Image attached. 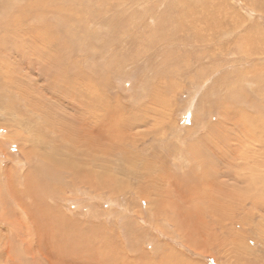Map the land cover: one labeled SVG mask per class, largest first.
<instances>
[{"label":"rangeland","instance_id":"rangeland-1","mask_svg":"<svg viewBox=\"0 0 264 264\" xmlns=\"http://www.w3.org/2000/svg\"><path fill=\"white\" fill-rule=\"evenodd\" d=\"M14 1L17 0H0V32H4L2 29L5 28L6 22L13 21L11 19L14 17V11L19 8L20 3ZM216 1L223 7L222 9L219 6L224 36L220 41L217 40L221 48V44L224 43L223 49H219L218 45L213 48L216 43L209 42L206 57L199 62L196 60L198 58L196 55L200 56L199 50L194 51L191 46L177 45L174 39L155 36L157 41L155 45L154 42L151 44L150 41L143 40L154 33L158 22H156L157 13L163 21L168 19L163 13H166L165 15L169 13L166 9L170 7V0L164 2L163 0H119L117 4L125 5H115L110 9L111 11L108 10L110 13L102 15L103 17L97 16L94 6L96 0H82L80 5L86 6L87 11L79 10L81 12L79 20L72 18V23L68 24L63 23L59 11L50 10L51 12H45L37 18L39 21L37 25L36 23L32 25V27H54L56 29L54 33L62 37L61 43L56 41V44L46 48L49 58L45 57L42 60L40 54L37 57L33 55L23 57L16 51H10L4 56L0 55V125L3 127L0 130V175H2L0 176V213L3 212L0 216L2 218L0 235L5 233L0 236V241H9V244L0 248V264H88L89 262L96 264L90 261L91 259H85L86 256H81L84 257L81 261L79 258L68 257L67 262L64 260L60 262L58 258L62 256L57 252L45 254L47 256L38 252L36 249L40 246L41 236H44L41 232L44 234L51 232L48 225L50 215L46 213L45 218L42 219L48 225V229L39 230L31 225L34 221L33 217L32 219L28 217L5 189L7 182H10L15 190L17 181H23L22 178L29 167L27 156H24L26 154L23 151L28 144L31 145L33 142L39 144L38 139L35 140L33 135L41 133L45 139L49 137L46 139L47 147H39L45 154H52L51 148L56 142L61 145L65 143L64 138H56L54 133L50 136L46 135L50 133L45 132L46 129L43 130L47 126L46 122L41 123L43 118L30 109V104L26 103L25 98L18 92V88L26 87L34 97L40 95L46 98L41 95L48 94L45 87L50 79L44 75V69L51 61V56L56 54V48L60 44L63 55L61 65L69 73L67 75L70 84L67 86L74 92L72 95L68 94L69 100L73 97L71 101L73 105L79 106L80 111L85 113L83 111L89 110L86 102L98 100L100 103L112 105L120 102L129 107L125 117L129 116L128 121L138 119L135 113L137 110L141 111L140 114L145 121L142 125L128 128L126 132H120V136L113 138L114 143L121 141L123 137L125 140L131 139L128 142L135 141L136 147L125 143L128 153L125 156L123 151L121 153L119 151V153L115 152L117 154L114 153L112 158H108L113 164L114 173H117L121 180H128L124 190L113 196L106 191H93L87 186L75 190L62 185V190H58L57 196L48 201L54 202L52 203L54 205L58 204L67 213L72 212L73 217L79 218V214L93 216L96 221L99 220V223L108 225V228L113 230L110 231L116 239L115 242L118 246L120 244L125 246L124 249L128 253L119 264H264V195L261 194V192L264 194V191H259L260 197L254 194L252 196L244 190L247 189L246 185L240 183L241 180L237 182L235 178L237 173L240 176V174H248L246 171L253 170L255 182L262 183L264 187V179H262L264 167H242L244 160L236 155V148L240 144L233 137L236 136L235 119H240L238 113L243 109L249 113L254 111V105L250 107V99L259 105L260 109H264V0H259L263 6L260 9L254 8L250 1L212 0L214 3ZM186 2L202 3L201 0H186ZM204 2L211 3V0ZM125 6L129 10L123 12ZM150 8L154 13L150 14L151 17L145 16L143 21L147 25L145 29L137 26L135 28L130 19L134 17L137 22L142 13ZM30 17L27 18V23L34 20V16ZM108 18L109 22H107ZM187 19L186 23L189 21ZM40 23L42 24L39 25ZM114 23L119 25L115 26L117 24ZM107 25L111 26V29H107ZM162 25L168 26L166 22ZM122 29L125 33L130 30H138V33L125 36ZM23 32L26 31H22L21 28L19 34L13 35L14 41L25 44L20 38H25L27 42L29 37L22 34ZM184 49L193 52L187 54L183 52ZM244 49L246 50L243 51ZM121 54L124 56L123 63H118ZM204 70L208 74H204ZM199 73L203 77H197ZM51 93L46 95L47 101H43L42 98L40 101L51 103L75 117L77 112L67 103L63 105L59 101L62 96L56 97ZM245 96H248L247 99H243ZM238 100L239 104H236L235 101ZM9 101L16 102L14 111L17 113L13 115L15 119L13 116L8 117L4 109ZM223 104H228V110L227 107L221 108ZM47 107L49 106L45 105V108ZM98 115L99 120L105 116L102 113ZM21 116H24V119ZM14 120L21 121L23 125L26 121L33 122L32 130L40 132L31 134L32 140L26 136L27 131L23 128L18 127L19 130L16 128L19 132L17 134L13 129L17 126ZM38 122L41 127L38 126ZM97 122L95 118H87L79 112V124L82 125V129L79 125V141L91 139L98 134L97 130L93 131V127L97 129L99 125ZM9 123L11 126L8 125ZM86 123L90 124L87 130L84 129ZM21 133L24 134L20 136ZM8 134L13 136L12 140L7 138ZM21 137L29 138L28 142L25 138L21 140ZM106 139L102 140L104 147H108L111 143L108 140L110 138L106 137ZM41 141L45 142L44 139ZM194 148H202V152L209 153L208 156L214 161V165L210 166L211 168L201 167L190 153L189 149ZM134 149L139 151L140 159L135 157L137 151ZM202 172H206L208 176L191 181V178L197 174L203 176ZM243 180L247 183L250 177ZM118 181L116 184L119 186ZM140 189L143 190L142 193L151 196L155 207H152L151 202L145 197L144 200L139 201ZM221 189L230 194L231 200L235 197V202L217 203L216 199L218 194H221ZM225 191H223L224 195H226ZM253 198L256 199L254 205ZM72 200L78 203L74 204ZM126 205L130 210L123 211L126 210L124 208ZM211 206L215 209L219 208L220 212L214 214ZM8 236L10 237L7 238ZM5 246L11 247V250H7ZM118 246L117 251H120ZM42 252L49 253V249Z\"/></svg>","mask_w":264,"mask_h":264},{"label":"bare ground","instance_id":"bare-ground-1","mask_svg":"<svg viewBox=\"0 0 264 264\" xmlns=\"http://www.w3.org/2000/svg\"><path fill=\"white\" fill-rule=\"evenodd\" d=\"M80 1H82V0H22L23 3L20 0L14 1V2H19L20 5H19L18 10L14 11V14H13L14 17L12 16L13 19H11V21L12 20L13 21L11 23L6 22L5 28L2 29L4 32H0V55L4 56V55H7L10 51H12V52L16 51L17 54L19 53V55L23 56V57L26 55H33L34 57H37L38 54H40L41 55L40 58L42 57V60L45 57L49 58L48 57L49 53H48V50L46 48H48V46L51 47L52 45L56 44V41H60V43H61L62 37H60L59 34L54 33V31H56V29L54 27H51V26H49L50 28L49 27L45 28V26L32 27L33 23H36V25H37L39 23L37 18L41 17L45 12H51L50 10L59 11L58 14L62 16L61 19L63 20L64 24L72 23V18L79 20V13H81L80 11L83 12V11H87V9H88V8H86V6H81ZM96 1L97 2L94 6H95V10H97V12H96L97 16L108 15V13H110V11H111L110 9L113 8L115 5H122L120 3L117 4V2L119 0H96ZM201 1H202V3L199 2L198 4H195V2H194L193 4H190V3L186 2V0H170V2H169L170 7H167V9H166V12L168 11L169 13H167V15H165L166 13H163V15L168 17V19H166V21H163L160 18V14L157 15L158 14L157 13L156 14V22L157 21L158 22L156 24V28L154 29V33L150 36H147L143 40L144 41L147 40L148 42L150 41L151 44L154 42V45H155V44H157L155 36H166L165 37L166 39L167 38H169L170 40L174 39L175 41L174 40L173 41L177 45L178 44L184 45L185 47L191 46L190 48H192L194 51L199 50L200 56L196 55V57L198 56V58L196 59L197 62H199V60L205 58L206 57L205 54H207V52H208L207 48L209 47V45H208L209 42L210 43H216L213 48L217 47V45L220 46L218 44L217 40L220 41L221 37L224 36L223 35L224 30L221 28L223 25V22L221 21V19H222V16L220 13L221 9L219 8V6H221V4L217 1H216V3H214V2H212V0H211V3H207V4L204 2V0H201ZM244 1H247V2L250 1V4L253 5L254 8L258 7L260 9L263 7L262 2L260 3L259 0H244ZM120 2H122V1H120ZM163 2H164V0H163ZM77 4L79 6H77ZM211 4H213L212 7H211ZM216 4H218V5L216 6ZM123 5H125V4H123ZM212 9H213V12L211 13ZM222 9H223V7H222ZM108 10H110V11H108ZM127 10H129V9H128V7L125 6V8H123V12H125ZM159 11L160 10H158V12ZM105 12H107V13L105 14ZM152 12L154 13L152 8L147 9L144 13H142L141 17L138 18L137 22H135L134 17H132L130 19V21L132 24H134L133 25L134 27L137 26V27H141L142 29H145V27L147 25L143 23L144 18H145V16L151 17L152 15H150V14H153ZM208 12H210L211 14H209ZM31 15L34 16V20L30 23H27V18H31L30 17ZM187 18L189 19V21H187V23H186L185 20ZM161 20H162L163 24L166 22V24H168V26L163 27ZM107 22H109V18H108ZM153 22H154V20H153ZM159 23H160V25H159ZM41 24L42 23H40L39 25H41ZM114 24H117L115 26L119 25V23H114ZM21 28H22V31L23 30L26 31V32H23L22 34H26L29 37L27 39V42H26L25 38H20L21 41L25 44H19L16 41H14L15 36L13 37V35L19 34ZM108 28L111 29V26L107 25V29ZM122 31L125 33V30L122 29ZM137 31L138 30H136V31L130 30L129 32L127 31L128 33H125V36L131 35L134 32L138 33ZM38 32L42 33L44 35L39 34ZM125 36H123V39H125L124 38ZM124 41L127 42L126 40H124ZM223 44H221L222 48L220 46L219 49L220 48L223 49ZM186 45H188V46H186ZM244 46L246 48V45H244ZM225 50H226V47H225ZM228 50H227V52H228ZM245 50L246 49H244L243 51H245ZM61 51H62V47L60 44V46H58V48H56V54L51 56V58H50L51 61L48 63V65L44 69V71H45L44 75H46L50 79V82L48 83V85H46L45 88H47L48 91L47 90L46 91L48 94L50 92H52L51 95H53V96H54V94L56 97H57V95L62 96L59 99V101L61 102V104L63 103V105H65L67 103L69 107H71L73 110H75L77 112L74 115L75 117L70 116L69 114H67L68 112L66 113L62 109H61L62 110L61 111L59 107H56L55 105H53L51 103L43 102L47 98L46 95H48V94L41 95V96L46 97V98H42V97H40V95H39V97L38 96L34 97L33 94H31L29 92L30 89L27 90L26 87L20 88V89L18 88V92H19V95L21 94L22 97L25 98V100L27 101L26 103L30 104L29 106H31V108L30 107L29 108L33 109V111H35L37 114L40 115L41 118H43V121H41V123L46 122L47 128L44 127L43 130L46 129L45 132H50L49 134H46V135L50 136L51 133H54V134H56V138H60V139L64 138L65 143L61 145L60 143L56 142L55 144L52 145V148H51L52 154H49V153L45 154L41 150V148H39V147L40 146H42V147L44 146V148L47 147L46 146V139H48L49 137L48 138L46 137V139H45V137L41 133L40 134L38 133L35 136L33 135L35 140L38 139L39 144H36L35 142L32 141L33 144H31V145L28 144V146L26 145L27 147L25 150L20 147L21 149L24 150L23 152L26 154L24 156L25 157L27 156V161H28V165H29L25 174L23 173L24 174V177L22 178L23 181L22 182L19 180L17 181V186H15V190H14V187L9 184L10 182L9 183L7 182L8 186L6 184L5 189L9 191V193L12 196V199L14 198L15 201L18 202L19 206L24 211V213H26V215L30 218L33 217L34 221H32L31 225H33L34 227H37L39 230L48 229V225L51 228V232H49L48 234H44L43 232H41V234L44 236H41L40 246L38 245L39 247H37V249H36L38 252L40 251L44 256H47L45 254H50V253L54 254L55 252H57L58 255L62 256L61 258H58L60 262H62V260L67 262L68 257L79 258V260L81 261V259H84V257H81V256H86L87 258H85V259H89V260L91 259L90 261H94V262H96V264H102V263H104V264H119V261L124 260V258L126 257V255L128 253L124 249L125 246L123 247L122 244H120L118 246V243L115 242L116 239H114L115 237L111 233L113 230L108 228V225H106L105 223H99V220L97 217L96 218L98 221H96L95 217L90 216V215H89L90 217H87L88 215L83 216V215L79 214L78 215L79 218L73 217L72 212L67 213L62 208H60L58 204L54 205V204H52L54 202L50 203L48 200H51L52 198H55L57 196L58 190H62V185L65 188L69 187L70 189H75V190H79L80 187L87 186L93 191H97V192L106 191L110 195H113V196L117 195V193L124 190L125 186L127 185L126 182L128 180L127 181L121 180L119 178V176L117 175V173H114L115 170L112 168L113 164L108 161V158H112L113 154L115 152L119 153V151H120V153H121V151H123L124 152L123 155L125 156L126 154H128L126 152L127 149L125 148L126 147L125 143L127 142V144H132L133 146H135V141L134 142H128V140H131V139L127 138L125 140V138L123 137V138H121V141H117L114 143L113 138L120 136L119 133L120 132H123V133L126 132V130L128 128L132 129L134 127L142 125L143 121H145V120L142 119L143 116H141V114H140L141 111L137 110L135 113H136V117L138 119L133 120L132 122L128 121L127 118H129V116L127 118H125V117H126L127 113L129 112V107H128V105H123L120 102L118 104L112 105L111 103H106V104L100 103L98 100L93 101V102H86L85 101L89 110L83 111L85 113H82L80 111L81 109L79 108V106H77V105L75 106V105H73V102H71L73 97H71V100L68 99L69 98L68 94L72 95L74 92H72L71 91L72 89L67 86L68 84H70V82L68 81V75H67L69 73L66 71V68H64L61 65V62L63 61V55H62ZM180 51H181V49H180ZM183 52H185L187 54L189 52L191 54L193 51L192 50L186 51L184 49ZM211 54H209V55H211ZM121 55H122L121 57H118L119 58L117 60L118 63H123L122 59H124L123 58L124 56H123V54H121ZM71 57H73L72 54H71ZM71 57H69V58L72 59ZM125 58H126V56H125ZM179 58H180V55H179L178 59ZM46 60H44V62L47 64L48 60L47 61ZM119 60H121V61H119ZM65 63H66V61H65ZM182 64H186V63H182ZM185 70H187V69H185ZM185 72H187V71H185ZM79 73H80V71H79ZM204 74H208V73H206V70H204ZM196 76L197 77H203V76H200V73L197 74ZM83 77H84V75H83ZM186 77H187V75H186ZM208 77H210V76H208ZM87 83H88V81H86V84ZM223 83L224 82H222V84ZM89 85H90V83H89ZM15 86H17V85H15ZM90 89H92V88H90ZM163 94H165V93H163ZM247 97L245 96V98H243V99H247ZM41 98L43 99V101H40ZM152 98H154V97H152ZM158 99H159V97H158ZM248 100H249V98H248ZM45 101H47V100H45ZM238 102H239V100L235 101L236 104ZM42 103H46L45 105L49 106V107L45 108V105ZM15 104H16V102L9 101V103L6 104L7 106H4V109L6 110L8 117L13 116L14 113H17L14 111ZM249 104H250V107L252 104L254 105V111L252 113H249V111L243 109V111L238 113V118H240V119H235L234 129L236 131L234 130V133L236 134V136H233V137H235L236 140H238V143L240 144L239 147L236 148V151H237L236 155L239 157V159L243 158L244 163L242 164V167H264V118H262L263 114H264V109L263 108L260 109L259 105H257L251 99L249 100ZM26 106H27V104H26ZM225 107H227L226 109L228 110V107H229L228 104L227 105L223 104L221 108L224 109ZM29 108H27V109H29ZM79 112H80V115L83 114L87 118L88 117L91 119L95 118L96 121L98 120L97 123H99V125H97L98 126L97 129H96V127H93V131L97 130L98 134H96V136H93V138H91V139H85V140L79 141V125H81V124H79ZM6 113H5V115H6ZM99 113H102L103 115H105L102 120H99V115H98ZM21 115H23V114H21ZM144 116H146L145 113H144ZM227 116L229 117V115H227ZM30 117H32V116H30ZM13 119H15L14 116H13ZM9 121H10V119H9ZM27 121H28V119H27ZM27 121L23 125V123L21 121L17 122V120L16 121L14 120L13 122L17 126H15V128H13V129L15 131H17L16 128H18V127L25 129L27 131L26 136H28L32 140L31 134H33L34 132H37V131L40 132V131L35 130V129L32 130V124H34V123L33 122L28 123L29 121L28 122ZM38 121H40V120H38ZM160 122H161V119H160ZM8 125H10V123ZM89 125H90L89 123H86V127L84 129H86V130L89 129L88 128ZM38 126H39V122H38ZM39 127H41V126H39ZM77 127H78V129H77ZM19 128H18V130H19ZM1 129H3V127L0 125V130ZM81 129H82V125H81ZM241 129H243L242 132H241ZM21 131H23V130H21ZM18 133L19 132L17 131V134ZM17 134L15 133V135H17ZM23 134L24 133H21L20 136H22ZM12 135H14V131H12ZM12 135L10 136L8 134V136H10V137L7 136V138L8 139L11 138L10 140H12L13 139ZM53 137H55V136H53ZM97 137L100 141L97 140ZM106 137L110 138L108 140H110V142H111L108 147L103 146L105 144L103 143L102 140H107ZM24 138L26 139V137H24ZM29 138H27L26 141L29 140ZM205 138H207V137H205ZM23 139L21 137V140H23ZM43 139L45 140V142L41 141ZM55 141H56V139H55ZM59 141L61 142V140H59ZM62 142H63V140H62ZM16 143H17V141H16ZM34 143L36 145H34ZM24 148H25V146H24ZM138 150H139V147H138ZM189 150H190V153L193 155L194 159L197 161L198 164H200L201 167H210V166L214 165V161L208 156L209 153H206V151L202 152L201 151L202 148L201 149L200 148H194L193 150H191V149H189ZM135 151H137V150H135ZM115 154H117V153H115ZM232 154H234V153H232ZM132 155H133V153H132ZM236 155H235V158H236ZM256 155H257V157H256ZM114 157H115V155H114ZM135 157L140 159L139 151H137V154L135 155ZM258 157H259V159H257ZM182 158L185 159L184 157H182ZM123 159H124V157H123ZM246 172H248V174H240V176H239V173H237L235 175L236 181L239 182L241 180L240 183H244L246 185L245 188L247 187V189H244V190H247L249 193L252 194V196H253V194L255 196H258L259 191L260 192L264 191V187H263V185H261L262 183L259 184V183L255 182L256 177H255V174L254 175L252 174L253 170L252 171H246ZM1 173H3V172H1ZM124 174L127 175V173H125V172H124ZM128 174H131V173H128ZM0 176H2V175H0ZM204 176H208L206 172L203 173V176H201L200 174H197L196 176H194L195 178L194 177L191 178V181H192V179H196V178L200 179L201 177H204ZM248 177H250V180H248L247 183H245V181L243 179L245 178L247 180ZM262 179H264V178H262ZM259 180H261V178ZM117 181L120 184L119 186H118V184H116ZM260 182H262V181H260ZM14 183H15V180H14ZM138 184H140V183H138ZM145 187H146V185H145ZM0 188H1V186H0ZM142 191H141V189L139 190V195H140L139 201L141 202L142 199L144 200V197H145L146 199H148L151 202L152 207H155V202L152 200L151 196H149L147 193H142ZM223 191H225V190H222L220 192L221 193L220 195L218 194L217 199H216L217 203L225 204V202H226V204H228L229 202H232V203L235 202V199H236L235 197L231 200L230 194L225 191L226 195H224ZM261 194L264 195L262 192H261ZM142 196H143V198H142ZM259 197H260V195H259ZM256 198H258V197H256ZM90 199H92V197ZM255 200L256 199L253 198V201H252L253 205L256 202ZM75 202L78 203V201L72 200V203L75 204ZM127 205L124 207L126 210H123V211H127L129 209V206H127ZM2 207H3V203L1 202V208ZM211 208L214 210V214H217L220 212L219 208L215 209L214 206H211ZM94 212H96V211H94ZM159 212H161V211H159ZM2 213H0V216ZM46 213L48 215H50V218H48V225H46V223H44L42 220L45 218ZM101 213H103V212H101ZM39 215H41V216H39ZM0 219H2V218H0ZM27 219H29V218H27ZM7 223H8V221H7ZM10 223H11V221H10ZM0 224H2V223H0ZM4 228H5V226H4ZM0 229H1V227H0ZM9 229H10V227H9ZM16 229H17V226H16ZM110 230H112V231H110ZM1 231H3V230H1ZM22 233H23V231H22ZM31 233H33V232H31ZM3 234H5V233H1L0 236H2ZM9 237L10 236H8L7 238H9ZM1 243H2V245H1ZM6 244H9V241H2L1 240L0 241V248ZM114 244H116V245H114ZM117 246L119 247L121 252L117 251ZM31 247L29 249H31ZM5 248L7 250H11L10 249L11 247L5 246ZM48 249H49V253L48 252H44V253L42 252V250L46 251ZM25 250H27V248ZM93 250H95V251H93ZM24 251H22V253H27V251L26 252H24ZM31 251H32V249H31ZM53 257H54V255H53ZM89 263L91 264V262H89Z\"/></svg>","mask_w":264,"mask_h":264}]
</instances>
